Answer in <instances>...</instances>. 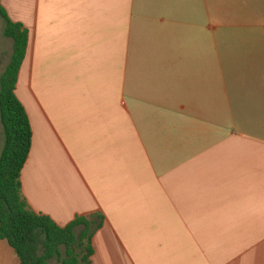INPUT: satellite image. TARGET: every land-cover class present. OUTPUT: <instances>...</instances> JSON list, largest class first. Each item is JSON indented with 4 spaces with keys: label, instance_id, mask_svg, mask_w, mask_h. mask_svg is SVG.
I'll use <instances>...</instances> for the list:
<instances>
[{
    "label": "crops",
    "instance_id": "1",
    "mask_svg": "<svg viewBox=\"0 0 264 264\" xmlns=\"http://www.w3.org/2000/svg\"><path fill=\"white\" fill-rule=\"evenodd\" d=\"M1 5L28 30L30 210L101 223L92 264H264V0Z\"/></svg>",
    "mask_w": 264,
    "mask_h": 264
},
{
    "label": "trees",
    "instance_id": "2",
    "mask_svg": "<svg viewBox=\"0 0 264 264\" xmlns=\"http://www.w3.org/2000/svg\"><path fill=\"white\" fill-rule=\"evenodd\" d=\"M4 37L12 54L0 75V123L4 143L0 154V240L12 249L20 264H92L91 239L100 227L92 218H76L65 227L29 209L22 197L20 175L32 145V129L16 85L28 47V30L12 22L1 5ZM83 227L76 234L75 229ZM42 239L39 241V239ZM42 253L39 254L38 245Z\"/></svg>",
    "mask_w": 264,
    "mask_h": 264
},
{
    "label": "rangeland",
    "instance_id": "3",
    "mask_svg": "<svg viewBox=\"0 0 264 264\" xmlns=\"http://www.w3.org/2000/svg\"><path fill=\"white\" fill-rule=\"evenodd\" d=\"M9 18V17H8ZM10 19V18H9ZM11 20V19H10ZM5 23L3 22V20L0 18V75L1 73L4 71L5 66L7 65L10 56L12 54V41L6 37H4L3 35V27H4ZM29 68H30V64H29V59L24 61V64L22 65V69H21V75L17 84V96L19 97V99L21 100L22 103H25L26 105H29L30 101L32 100V92L30 90V85H29ZM54 70L55 73H57V71H59L57 75L61 78L64 74V71H62V67H47V74H50L48 76L50 77H54L51 75H55L52 74V69ZM62 75V76H61ZM50 80V78H49ZM54 83V84H53ZM48 89H49V95L51 96H63L64 95V91H62L63 87L61 86L60 82H51L48 83ZM36 87H34L33 89L35 91L38 92L40 91V89L37 90V85H35ZM44 96H48V95H44ZM52 100L54 101V98L51 97ZM49 96H48V100H49ZM59 100V99H58ZM43 105L46 107H48L49 105H46L43 102ZM64 106V105H63ZM0 130H1V123H0ZM0 140H1V134H0ZM0 147H2V144H0ZM0 154H1V150H0ZM42 240L41 238L39 239V241ZM38 249H39V254L42 253V249H41V244L39 243L38 245ZM50 264H61L59 261H57L56 259L52 260L50 262Z\"/></svg>",
    "mask_w": 264,
    "mask_h": 264
}]
</instances>
